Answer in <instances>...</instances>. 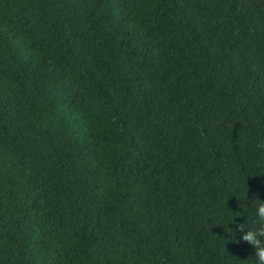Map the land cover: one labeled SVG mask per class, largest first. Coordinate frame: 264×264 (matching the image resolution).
<instances>
[{"label": "trees", "instance_id": "obj_1", "mask_svg": "<svg viewBox=\"0 0 264 264\" xmlns=\"http://www.w3.org/2000/svg\"><path fill=\"white\" fill-rule=\"evenodd\" d=\"M261 142L264 0H0V264H256Z\"/></svg>", "mask_w": 264, "mask_h": 264}, {"label": "clouds", "instance_id": "obj_2", "mask_svg": "<svg viewBox=\"0 0 264 264\" xmlns=\"http://www.w3.org/2000/svg\"><path fill=\"white\" fill-rule=\"evenodd\" d=\"M257 147L264 148V142L258 144ZM255 206L258 226L246 230L244 224H242L238 225L237 229L245 233L240 239L255 249L256 264H264V201L255 199ZM235 215H238V213Z\"/></svg>", "mask_w": 264, "mask_h": 264}]
</instances>
